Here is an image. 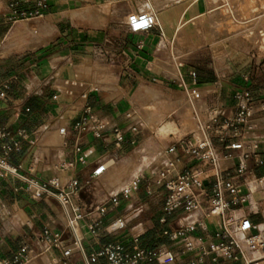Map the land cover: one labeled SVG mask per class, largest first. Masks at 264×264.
<instances>
[{
    "label": "crops",
    "instance_id": "obj_1",
    "mask_svg": "<svg viewBox=\"0 0 264 264\" xmlns=\"http://www.w3.org/2000/svg\"><path fill=\"white\" fill-rule=\"evenodd\" d=\"M39 2L45 6H39ZM146 7L155 11V26L147 32H130L128 16ZM13 9L38 11L42 17L15 19ZM207 12L210 10L205 1L190 4L189 0H0V84L6 85L1 89L0 125L19 142L12 152V163L20 165L24 176L41 182L51 178L60 185L70 178L80 184L88 182L73 199L84 210L100 203L106 193L121 189L107 183L109 171L120 180L127 178L121 174L122 168L131 165L130 173L136 174L130 179L138 176V184L142 179L146 182L141 193L132 192L120 206L106 205L96 240L85 232V224L98 214L91 212L82 222L86 255L102 244L122 243L128 249L134 245L135 227L113 234L105 233L103 228L117 212L135 202L152 206L150 218L137 225L138 245L176 252L162 232L183 222L184 213L178 209L166 215L162 204L157 203L159 197L149 198L145 188L159 172H165V180L190 167L201 177L213 174L210 165L186 152L187 142L210 138L219 169H234L241 160L247 167L245 180L264 176L263 141L258 143L256 154L244 160L241 157L242 152L249 151L251 137L264 130V49L258 53L243 32L208 36L202 29V14ZM31 19H38L40 29L52 26L53 37L36 48L24 46L22 51L2 47L5 38L16 36L20 30H12L15 24ZM198 54L204 55V60L196 61ZM191 71L196 73L195 83L189 76ZM179 81L184 82V88ZM190 90L198 94L193 99L198 103L197 128L190 118ZM243 90L251 92L255 101L251 119L255 130L242 133V149L226 148L240 137L230 138V131L212 126L202 127L214 108L222 107L231 115L236 109L234 94ZM175 116L182 120L181 128L174 122ZM82 117L89 119V129L77 132L74 124ZM101 126L100 136H95L93 128ZM61 127L65 128L64 134L59 132ZM22 131L28 139L19 135ZM120 135L122 141L118 143ZM217 136L227 138L220 141ZM10 143L9 138L0 140V154ZM79 156L84 162L78 161ZM102 163L105 170L94 176L93 170ZM170 163L174 165L172 170ZM211 182L209 178L205 184ZM153 189L158 194L164 190L159 186ZM230 215L264 225V182ZM64 224V214L55 198L35 197L21 182L0 177V261L11 260L26 246L32 257L26 264H85L75 249L68 256L62 254V249L39 252L35 236L43 227L64 232L65 247L71 246ZM221 227L222 219L213 217L197 227L192 236L211 237ZM211 242L208 239L205 245ZM94 264L106 261L100 257ZM199 264L239 261H213L207 255Z\"/></svg>",
    "mask_w": 264,
    "mask_h": 264
},
{
    "label": "built area",
    "instance_id": "obj_2",
    "mask_svg": "<svg viewBox=\"0 0 264 264\" xmlns=\"http://www.w3.org/2000/svg\"><path fill=\"white\" fill-rule=\"evenodd\" d=\"M39 6L45 4L39 2ZM154 10L150 7L146 9H137L127 18V28L132 33L147 32L151 30L156 22ZM14 18L30 19L42 17L38 11H17L12 10ZM180 76V75H179ZM192 83H195L196 73H189ZM181 78V76H180ZM248 80V76H244ZM180 87H185L183 81H179ZM6 85L0 84V96H3L2 88ZM190 94L198 97V94L190 90ZM235 111L231 115L226 114L222 107L214 108L206 126H212L220 131H230V138H238L228 143L225 147L230 149H242L245 137L243 132H253L255 125L251 119L255 115L253 110V96L248 90L237 91L234 94ZM264 111V106L261 107ZM88 113V108L85 109ZM208 125V126H207ZM89 126V119L82 117L75 122L74 128L77 132H83ZM101 127L93 128L95 136H100ZM61 134L65 133V128L59 129ZM23 139H28L24 131L19 134ZM9 138L11 143L3 146L0 154V177H9L15 179L26 186L35 197L48 195L55 198L60 205L65 218L64 228L67 232L71 246L65 247L63 240L64 232H53L48 227L36 234L35 241L38 245L39 252H45L51 249H62V254L68 256L72 250H77L85 264H94L100 257H103L106 264H140L144 261H156L158 264H199L207 255L212 256V260L223 258L227 261H239V264H264V225L251 223L246 217H234L230 215L237 208H240L248 202L253 191L264 182V176L245 180L244 176L247 167L243 161H239L234 169H219V158L215 146L210 138L200 137L196 142L186 145V152L198 162H204L210 165L214 172L209 177H201L193 167L184 169L165 180V172L154 174L148 182L145 193L149 198L159 197L157 203L162 204L163 212L168 215L175 210L181 209L184 213V221L177 224V227L164 230L163 235L170 239L171 246L176 252L166 249H150L138 245L139 234L133 235L134 245L128 249L122 243L102 244L96 251L89 255L85 254L83 247L84 233L82 232V222L86 220L91 212H96L98 216L90 219L85 224V232L96 240L102 228V218L106 214V205L120 206L122 198L129 200L132 192L136 191L138 186V176L131 179L128 188H123L114 192L106 193V197L97 204L87 207L74 203L73 199L78 197L80 192L88 184H80L76 178H70L65 184L60 185L53 178L47 182H41L34 178H28L20 172V165L12 163V152L18 149L19 142L11 137L9 130L0 125V140ZM222 141L226 136H217ZM250 139V138H249ZM252 142L249 144V151L242 152L241 157L244 160L249 155L256 154L255 151L260 141L264 142V130L251 137ZM122 141V136H118L117 142ZM172 150V148L170 149ZM78 161L84 162L83 157L79 156ZM174 167L170 163V170ZM105 170V165L98 164L93 170V175L98 176ZM212 178L210 184L205 182ZM154 186L163 188L162 193H156ZM50 187L55 188L52 191ZM139 210L133 216L125 215L113 219L109 224L104 226L103 230L107 234H113L125 228V226L138 217ZM220 217L222 227L217 230L211 237L192 236V232L201 227L205 220ZM190 219V221H189ZM164 221L163 219L161 220ZM251 231H255L251 233ZM212 240L210 244L205 245L207 240ZM193 255L192 258L186 259L187 256ZM32 257L28 254L27 247L23 246L19 252L13 255L11 260L0 261V264H26Z\"/></svg>",
    "mask_w": 264,
    "mask_h": 264
},
{
    "label": "rangeland",
    "instance_id": "obj_3",
    "mask_svg": "<svg viewBox=\"0 0 264 264\" xmlns=\"http://www.w3.org/2000/svg\"><path fill=\"white\" fill-rule=\"evenodd\" d=\"M201 1H205L206 8L210 10V12L202 14V20L205 24L204 28L202 29L208 34V36H214L221 32H243L246 34V38L254 43L255 49L258 50V53H261V51L264 49V0H189V3L198 4ZM14 28H19L20 30L16 36L11 37L10 39L5 38L2 47H4L6 50L7 48H15L19 51H22L24 46H27V48H36L37 46L44 45L53 37L54 30L52 26L49 25H47L46 28L41 27L40 29L38 19H31L29 21L17 23L12 27V30ZM204 58V55L198 54L196 61H202ZM190 95L192 99L190 103V118L194 126L197 128L200 121L197 110L198 103L193 100L196 99L195 95ZM181 121L182 120L178 119L176 116L174 117V122L179 128H181ZM192 135L193 134H190V136ZM142 165L147 164L143 163ZM142 165L140 164L138 167L141 168ZM130 169L131 165H127L122 168L121 174L127 175V178L120 180L112 177V173L109 171L106 175L107 183L110 186L115 187H118L119 184H124L127 182L130 184V177L136 174V171L130 173ZM145 185L146 182L144 179H142L140 184H138L136 191L141 193L144 190ZM121 188H124V186ZM120 198L122 199V202L127 201L122 197ZM151 209L152 206L150 204H139L135 202L130 207L127 206V208H122V211L117 212L113 219L119 217L120 215H129L130 217L136 214L139 210H142L138 217L129 222L125 228L122 229L129 230L135 227L133 232L134 234H137L140 230L139 226L137 225L150 218L152 213Z\"/></svg>",
    "mask_w": 264,
    "mask_h": 264
},
{
    "label": "bare ground",
    "instance_id": "obj_4",
    "mask_svg": "<svg viewBox=\"0 0 264 264\" xmlns=\"http://www.w3.org/2000/svg\"><path fill=\"white\" fill-rule=\"evenodd\" d=\"M146 5H148V4H146ZM147 8V7H146ZM186 33V32H185ZM182 34H184V33H182ZM186 36H188L187 34H186ZM148 119H150L149 117H148ZM145 120V119H144ZM151 120V119H150ZM145 122V121H144ZM149 122V121H148ZM116 185H118V184H116ZM124 186V188H127L128 186H129V183L127 182V183H124V184H119V186L118 187H116V188H118V189H120L121 187H123ZM121 189H123V188H121Z\"/></svg>",
    "mask_w": 264,
    "mask_h": 264
}]
</instances>
